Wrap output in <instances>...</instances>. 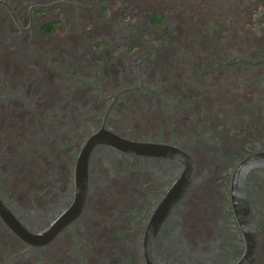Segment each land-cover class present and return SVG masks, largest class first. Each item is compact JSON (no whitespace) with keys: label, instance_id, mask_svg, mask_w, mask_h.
Masks as SVG:
<instances>
[{"label":"flooded vegetation","instance_id":"af4514ba","mask_svg":"<svg viewBox=\"0 0 264 264\" xmlns=\"http://www.w3.org/2000/svg\"><path fill=\"white\" fill-rule=\"evenodd\" d=\"M263 152L264 0H0V264H264Z\"/></svg>","mask_w":264,"mask_h":264},{"label":"water","instance_id":"95a60500","mask_svg":"<svg viewBox=\"0 0 264 264\" xmlns=\"http://www.w3.org/2000/svg\"><path fill=\"white\" fill-rule=\"evenodd\" d=\"M143 145H145V144H133V143H130L129 144V146L131 147V148H135V147H137V148H141V149H148V147H150L149 145H145V146H143ZM146 146H148V147H146ZM255 160H256V162L254 163V164H256V165H260V164H264V152L263 153H260V154H258V155H256L255 156ZM176 188V187H175Z\"/></svg>","mask_w":264,"mask_h":264}]
</instances>
